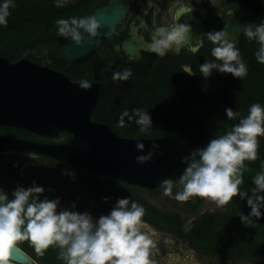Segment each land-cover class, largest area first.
Listing matches in <instances>:
<instances>
[{
  "label": "trees",
  "instance_id": "obj_1",
  "mask_svg": "<svg viewBox=\"0 0 264 264\" xmlns=\"http://www.w3.org/2000/svg\"><path fill=\"white\" fill-rule=\"evenodd\" d=\"M15 7H10L7 25L0 26V56L9 62L20 58L45 64L65 74L70 80L79 82L88 79L102 85L98 100L90 118L94 122L104 123L119 137L153 138L178 135L183 145L201 147L215 135L222 134L236 122L224 115V108L230 107L247 114L252 103L264 107V64L257 63L254 52L258 49L255 40H248L240 34L237 47L247 65V75L239 80L231 74H221L213 70L209 78L199 73V65L205 60H212L211 43L208 49L200 50L191 60L176 59L167 54L163 57L154 53L146 54L141 63L111 61L105 54L91 51L75 61H66L57 53L61 44L66 42L56 35L55 20L69 16H86L93 10L106 4L107 0H68L60 8L53 0H13ZM225 3L248 13V23L258 24L264 19L262 0H225ZM112 62L110 69L106 66ZM188 63L194 77L184 73L181 64ZM130 68L132 75L126 81L111 80L113 71ZM143 108L148 111L152 127L144 132L134 123L117 127L119 113L124 109ZM257 159L245 161L241 169L242 184L239 186L247 196L255 198L252 192V177L261 171L264 161V136L257 137ZM63 168L76 170L74 167L54 162ZM77 179L99 181V192L113 202L117 198L128 197L143 205V219L164 231L180 234L181 218L177 212L163 213L153 208L138 191L128 184L99 177L95 173L83 171ZM57 173V174H58ZM264 195V194H262ZM190 205L191 202L187 200ZM193 207V206H192ZM221 213H205L196 220L190 232L189 244L198 251L211 257L227 260H245L251 264H264V225L241 223L235 205L229 201ZM17 247L39 264H62L57 259L58 249L49 247L43 256H37L27 240L18 242Z\"/></svg>",
  "mask_w": 264,
  "mask_h": 264
},
{
  "label": "clouds",
  "instance_id": "obj_2",
  "mask_svg": "<svg viewBox=\"0 0 264 264\" xmlns=\"http://www.w3.org/2000/svg\"><path fill=\"white\" fill-rule=\"evenodd\" d=\"M67 3L68 0H53L57 8ZM10 7H15L13 0H0V26L7 25ZM191 10V0H169V22L151 30L147 50L163 57L188 46L186 37L190 25L177 23V20ZM54 23L56 35L77 46L82 42L81 32L96 37L101 27L94 14L57 18ZM242 33L258 44L254 57L257 63L264 64V19L258 24L248 23ZM204 37L212 45L210 55L213 59L199 65L200 76L209 78L214 70L242 80L247 75V65L226 31L208 32ZM188 51L194 53L197 49L188 46ZM183 72L193 74L187 67ZM131 75V69L125 67L113 71L111 80L126 81ZM78 85L88 90L92 84L88 79H81ZM224 115L236 122L222 134L209 138L203 146L193 148L182 158L186 166L179 179H166L160 188L162 195L177 202L201 197L217 208L227 205L238 195L250 209L247 215L239 216L241 223L245 224L253 218L260 219L264 209V161L261 162V171L252 177L255 198L247 196L239 187L243 182L241 169L246 167L244 162L257 159V137L264 136V107L252 103L246 115L225 107ZM125 118L141 132L152 127L151 117L143 108H133L131 113L124 109L119 113L116 126H126ZM135 147L139 152L144 151L142 143H136ZM157 150L158 145L152 144L147 154L135 157L136 162H148ZM27 155L32 158L31 152ZM64 172L75 177L71 169ZM43 192L44 188L35 181L27 187L17 186L10 193L0 188V264H12L11 250H19L18 242L25 240L37 256H43L49 247L58 249L57 259L62 264H158L155 234L143 219V205L130 201L128 197L117 198L107 214L94 218L87 211H78L75 205L61 206L59 198L43 197ZM108 199L104 198L105 201Z\"/></svg>",
  "mask_w": 264,
  "mask_h": 264
},
{
  "label": "water",
  "instance_id": "obj_3",
  "mask_svg": "<svg viewBox=\"0 0 264 264\" xmlns=\"http://www.w3.org/2000/svg\"><path fill=\"white\" fill-rule=\"evenodd\" d=\"M191 6V12L177 20V23L190 25L191 30L186 37L189 46L196 45L197 39L206 33L218 30L226 31L237 45L243 28L248 24L246 10L241 9L238 15L233 10H227L221 15L214 9H204L199 0H191ZM129 9V0H107L106 4L92 12L101 25L98 35L89 37L81 32L79 46L66 40L58 47L57 53L66 61H75L91 51L102 52L101 40L116 33V27ZM144 14L145 7L142 6L135 17L136 26L143 25ZM134 30L135 27L130 26L127 39L116 48L119 47L129 60L138 62L139 50H148L147 44ZM48 64L49 61L40 64L25 58L9 62L0 56V126L15 127L43 138H54L59 131H66L71 138L65 143L43 144L0 136V150L33 152L150 191L160 187L166 179H179L186 166L182 158L189 155L192 149L183 145L178 135L149 139L117 136L108 125L90 118L102 85L91 82V87L83 90L79 82L49 68ZM189 76L194 77L193 74ZM138 142L144 145L143 152L137 151L135 145ZM152 144L158 145L157 152L148 162L138 164L135 157L147 154ZM231 202L240 215H247L250 211L238 195L232 197ZM261 213L260 219L249 221L264 225V209ZM10 259L12 264H32L31 258L20 249L11 250Z\"/></svg>",
  "mask_w": 264,
  "mask_h": 264
},
{
  "label": "flooded vegetation",
  "instance_id": "obj_4",
  "mask_svg": "<svg viewBox=\"0 0 264 264\" xmlns=\"http://www.w3.org/2000/svg\"><path fill=\"white\" fill-rule=\"evenodd\" d=\"M129 3L130 9L126 12L121 23L116 27V33L109 38L101 40L103 51L99 53L105 54L106 57L113 62L116 61V59L126 63L134 62L125 57L119 50V47L116 48L120 45L121 41L127 39V32L130 26L135 27V34L141 38L144 44H147L150 41L151 30L157 26L166 25L169 22V15L167 12L169 0H129ZM199 5L206 10L214 9L221 15L227 10H233L235 15H238L241 10L226 4L225 0H215L214 3L212 0H199ZM142 6L145 7L143 25L136 26L137 20L135 17ZM197 41L198 43L196 45L191 46L197 49L194 53L188 51V45L186 47H181L176 51L168 52L167 55L176 59L191 60L200 50H207L210 45V42L207 41L204 36L199 37ZM150 53L152 52L139 50L140 60L135 63H141L146 57V54ZM111 66L112 62H109L106 66V70L110 69ZM180 66L182 69L183 67H188L190 69L188 63L181 64ZM0 136L29 143L43 144L65 143L71 138V135L66 131H59L54 138H43L9 126H0ZM27 153L28 151L15 149L0 150V188H3L10 193L17 186L27 187L35 181L37 185L44 188L42 194L43 197L49 199L59 198L61 206L63 207L75 205L78 211H87L91 213L94 218L102 214H107L114 202L112 198L105 201V196L100 195L98 180L83 181L77 179L76 177L84 175V172H82L83 169L74 166L72 167L76 170H71L75 173V177L71 178L65 174L64 168L62 172H57L61 167L54 163L57 161L33 152H31L32 158H29ZM87 172L86 175L88 176L90 171ZM96 175L99 177L101 176L98 174ZM129 186L138 191L141 197L153 208L163 213L177 212L182 220L180 234L164 231L146 221L155 234V258L157 259L158 264H213V262L217 261L232 264H241L242 262L251 264L250 261L245 260H227L222 257H211L207 253L196 250L189 244L188 237L193 230L197 218L205 213H221L225 211L224 207L219 208V211L212 212L208 209L202 208L203 201H207L205 198L191 197L189 199L191 204L189 205L187 201H184L179 210H161L152 205L142 194L143 192L152 195L162 194L160 187L150 191L138 186ZM191 221L194 222L188 225ZM31 260L32 264H39L34 259Z\"/></svg>",
  "mask_w": 264,
  "mask_h": 264
},
{
  "label": "rangeland",
  "instance_id": "obj_5",
  "mask_svg": "<svg viewBox=\"0 0 264 264\" xmlns=\"http://www.w3.org/2000/svg\"><path fill=\"white\" fill-rule=\"evenodd\" d=\"M177 189L174 187L173 192H175ZM143 196L155 207L161 209V210H166V211H172L173 209L179 210V208L182 207L183 202H177L171 197L164 196L162 194L159 195H152L143 192ZM202 208L203 209H208L210 211H219L220 209L217 208L213 203L209 201H203L202 203ZM213 264H232V263H224L222 261H217L213 262ZM240 264V263H238ZM241 264H247L246 262H242Z\"/></svg>",
  "mask_w": 264,
  "mask_h": 264
}]
</instances>
